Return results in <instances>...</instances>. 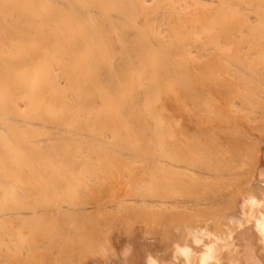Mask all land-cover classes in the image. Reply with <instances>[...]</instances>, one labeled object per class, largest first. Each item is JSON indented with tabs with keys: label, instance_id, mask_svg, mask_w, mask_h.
<instances>
[{
	"label": "bare ground",
	"instance_id": "bare-ground-1",
	"mask_svg": "<svg viewBox=\"0 0 264 264\" xmlns=\"http://www.w3.org/2000/svg\"><path fill=\"white\" fill-rule=\"evenodd\" d=\"M261 252L264 0H0V264Z\"/></svg>",
	"mask_w": 264,
	"mask_h": 264
},
{
	"label": "crops",
	"instance_id": "crops-1",
	"mask_svg": "<svg viewBox=\"0 0 264 264\" xmlns=\"http://www.w3.org/2000/svg\"><path fill=\"white\" fill-rule=\"evenodd\" d=\"M209 225H210V224H209ZM260 251H262V250H259L258 252L260 253ZM259 253H258V257H259L260 259H262V260H263V263H264V256H263V255H264V254H263L264 252H263V253L261 252L263 255H261V254H259Z\"/></svg>",
	"mask_w": 264,
	"mask_h": 264
},
{
	"label": "rangeland",
	"instance_id": "rangeland-1",
	"mask_svg": "<svg viewBox=\"0 0 264 264\" xmlns=\"http://www.w3.org/2000/svg\"><path fill=\"white\" fill-rule=\"evenodd\" d=\"M259 134H260V133H259ZM48 263H49V262H48ZM48 263H47V264H48ZM53 264H57V263H53Z\"/></svg>",
	"mask_w": 264,
	"mask_h": 264
}]
</instances>
